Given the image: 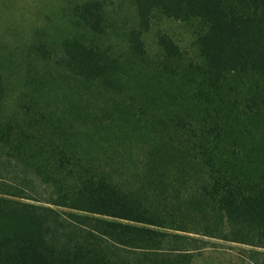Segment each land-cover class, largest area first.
<instances>
[{
    "label": "trees",
    "instance_id": "1",
    "mask_svg": "<svg viewBox=\"0 0 264 264\" xmlns=\"http://www.w3.org/2000/svg\"><path fill=\"white\" fill-rule=\"evenodd\" d=\"M136 1L141 23L159 9L187 25L189 49L158 36L157 65L193 84V108L174 117L172 146L133 152L118 177L50 148L45 167L62 177L53 194L32 198L47 205L0 200L2 217L21 215L0 229V260L198 264L200 242L212 238L247 245L241 264H264V0ZM131 43L143 53L136 35ZM11 128L0 122V143Z\"/></svg>",
    "mask_w": 264,
    "mask_h": 264
},
{
    "label": "rangeland",
    "instance_id": "2",
    "mask_svg": "<svg viewBox=\"0 0 264 264\" xmlns=\"http://www.w3.org/2000/svg\"><path fill=\"white\" fill-rule=\"evenodd\" d=\"M148 17L140 22L136 0H0V122L12 127L0 143V200L47 205L35 199L53 194L62 177L45 167L50 148H68L84 166L118 177L132 170L133 152L174 144L167 136L176 132L174 117L193 108V84L160 72L158 36L185 50L189 31L159 9ZM1 214L3 230L21 217ZM200 246L198 264H241L248 249L212 238Z\"/></svg>",
    "mask_w": 264,
    "mask_h": 264
}]
</instances>
